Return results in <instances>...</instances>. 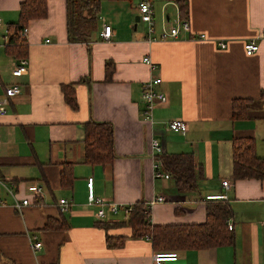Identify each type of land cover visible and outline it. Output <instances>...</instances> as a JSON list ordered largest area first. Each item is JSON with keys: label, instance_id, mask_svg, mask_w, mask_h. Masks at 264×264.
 Instances as JSON below:
<instances>
[{"label": "crops", "instance_id": "crops-1", "mask_svg": "<svg viewBox=\"0 0 264 264\" xmlns=\"http://www.w3.org/2000/svg\"><path fill=\"white\" fill-rule=\"evenodd\" d=\"M23 1L0 0V94L3 86L22 85L0 115L3 264H153L151 241L132 238L128 215L104 208L107 216L98 218L101 206L88 198L91 178L96 198L107 205L166 198L150 211L153 225L203 224L206 198L224 194L233 210L234 245L178 252V261L168 264H264V181L232 178L234 140L254 139L264 157V0H188L191 35L153 43L145 39L146 25L135 27L140 0L103 1L86 43L69 40L67 0H47L48 17L27 26L28 73L14 78L17 59L6 52V36ZM153 3L160 30L165 19H174L168 7L177 16L176 3ZM104 25L113 28L110 41L101 37ZM255 38L260 50L248 56L245 43ZM146 57L156 70L144 63ZM108 62L114 67L109 79ZM155 78L162 79L157 91L167 100L147 119L143 85ZM64 85L74 87L76 109L66 102ZM238 99L254 100L249 120L233 119ZM91 121L114 127L116 159L105 168L85 163L84 125ZM172 121L187 123L188 131L168 130ZM154 140L165 154L193 155L201 170L195 191L180 193L172 178H156ZM65 163L74 165L70 188L61 185ZM224 181L232 187L225 190ZM37 188L42 191L35 193ZM26 199L32 204L17 210L16 202ZM62 200L70 204L66 213ZM50 219L65 228L46 229ZM101 223L117 225L103 229ZM107 237L123 243L109 247Z\"/></svg>", "mask_w": 264, "mask_h": 264}, {"label": "trees", "instance_id": "trees-1", "mask_svg": "<svg viewBox=\"0 0 264 264\" xmlns=\"http://www.w3.org/2000/svg\"><path fill=\"white\" fill-rule=\"evenodd\" d=\"M126 1L132 0H111ZM178 5L182 19L188 18V0H167ZM101 9L100 0H67L68 37L71 43H86L95 31L98 13ZM47 0H24L19 11V20L10 23L7 28L6 52L16 59H28L27 40L23 37V30L29 22L44 20L48 17ZM113 64H106L108 79L112 76ZM65 100L70 107L76 109V98L72 85L62 87ZM260 101H264V90ZM254 100L238 99L232 102L234 120H249L251 105ZM85 129V163L94 167H107L116 159L114 146V127L110 123L88 122ZM163 170L170 175L180 193L193 192L198 188L201 177L200 166L192 154H164L161 156ZM74 165H62L61 185L70 188L75 182ZM232 178L239 180L264 181V157H260L256 150V141L252 138L236 139L233 141ZM150 209L145 203L139 202L129 213L126 225L132 230V238H148L155 252L177 253L182 251H199L233 246L235 235L228 223L233 218V210L228 200L210 201L206 208V221L193 225H153L150 219ZM117 225V224H116ZM101 223L103 229L116 226ZM48 230L64 229V225H57L56 220L50 219L45 227ZM107 237L109 247H119L123 241H111ZM4 255L0 251V264L4 262Z\"/></svg>", "mask_w": 264, "mask_h": 264}, {"label": "built area", "instance_id": "built-area-1", "mask_svg": "<svg viewBox=\"0 0 264 264\" xmlns=\"http://www.w3.org/2000/svg\"><path fill=\"white\" fill-rule=\"evenodd\" d=\"M175 7L177 9V16L175 19H165L162 27H160V30H158V25L156 22V12L154 3L152 0H140L138 5V12H139V23H142L146 25V33H145V39L149 43H153L156 41H165V40H176V39H182L186 38L187 35H191L192 28L190 21L187 19H182L180 15V11L178 8V5L175 4ZM0 20V25H1ZM113 28L111 25H104L103 32L101 34V37L106 40L110 41L113 37ZM29 34V28L26 27L23 30V37L27 39V36ZM195 38V37H192ZM198 39L203 40L205 39V36H200ZM259 39L255 38L252 40H249L245 43V52L248 56H252L260 50L259 45ZM219 46L222 50L227 48V44L225 43H219ZM144 63L150 65L152 67V70H156L154 63L149 57L144 58ZM28 67H29V61L28 59H17L16 64L12 70V76L14 78H21L28 73ZM162 79L161 78H155L149 82H146L143 85V93L142 98L144 103L146 104V117L149 119V115L153 108L162 102H165L167 100L166 94H164L162 91H157V87L161 86ZM2 84L0 83V87ZM22 85H6L3 86V92L0 94V115H5L7 113V106H9L10 102L13 101L16 97H18L22 92ZM166 128L172 132L175 133H185L188 131V125L187 123L183 121H172L166 125ZM1 142V139H0ZM152 152L154 155V171L156 178H165L170 179V175L167 174L163 170V162L161 160V156L164 155V149L162 148L161 144L154 140L152 141ZM93 179L88 180V198L90 205H99L101 206V210L98 212V218L102 219L107 216V213L104 211V208H107L109 210V214L118 215L119 212L123 211L126 215H129V213L133 210V206L129 207H119L116 204L107 205L106 202L103 199L96 198L94 194V185H93ZM232 187V184L229 181L223 182V188L225 190H228ZM42 190L41 188L35 189V193H40ZM207 201H226L227 197L224 194L219 195H211L206 198ZM167 202L166 198L164 197H158L156 199H153L150 203H146L145 206L150 209L157 204V203H165ZM31 201L28 199L16 202L15 207L17 210H22L23 208L31 205ZM60 208L62 213H66L70 210V204L66 200L60 201ZM229 229H233L232 221L228 223ZM34 243V250H39L42 247V243L37 241V238L35 237L33 239ZM178 255L177 253H166V252H156L154 255L153 264H168L171 262L178 261Z\"/></svg>", "mask_w": 264, "mask_h": 264}, {"label": "rangeland", "instance_id": "rangeland-1", "mask_svg": "<svg viewBox=\"0 0 264 264\" xmlns=\"http://www.w3.org/2000/svg\"><path fill=\"white\" fill-rule=\"evenodd\" d=\"M100 1H101V5H102V2L106 1V0H100ZM153 1H155L157 6L160 5V0H153ZM159 8H160V6H159ZM166 12H167V14H171V16L175 19L176 13H175V10L173 7H168ZM159 14H160V16H159L160 20L159 21H161L162 20V13L160 12V10H159ZM94 33H95V31L92 33L91 38L93 37Z\"/></svg>", "mask_w": 264, "mask_h": 264}, {"label": "water", "instance_id": "water-1", "mask_svg": "<svg viewBox=\"0 0 264 264\" xmlns=\"http://www.w3.org/2000/svg\"><path fill=\"white\" fill-rule=\"evenodd\" d=\"M139 20H140L139 17H137V18H136V25H135L136 28H137V26H138Z\"/></svg>", "mask_w": 264, "mask_h": 264}]
</instances>
